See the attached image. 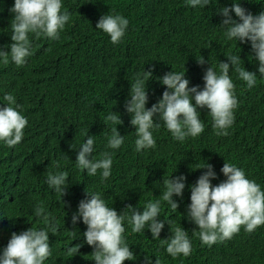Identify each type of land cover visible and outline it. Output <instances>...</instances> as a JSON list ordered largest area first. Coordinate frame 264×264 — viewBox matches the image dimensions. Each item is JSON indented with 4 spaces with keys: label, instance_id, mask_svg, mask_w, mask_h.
Wrapping results in <instances>:
<instances>
[{
    "label": "trees",
    "instance_id": "16d2710c",
    "mask_svg": "<svg viewBox=\"0 0 264 264\" xmlns=\"http://www.w3.org/2000/svg\"><path fill=\"white\" fill-rule=\"evenodd\" d=\"M231 2L239 0H209L203 9L188 7L185 0H62V8L71 15L57 39L33 38L30 34L31 55L24 65L0 61V96L11 93L27 117L17 145L8 148L0 143V248L12 232L45 227L33 216L34 205L39 202L54 218L57 229L48 236L50 256L43 264H94L92 248L83 243L86 226L79 218L75 225L70 222L85 191L99 193L117 214L127 213L125 206L139 211L146 202L159 199L162 180L168 175H183L182 195L173 197L176 211L161 201L157 219L166 223L158 239H166L169 230L180 226L191 242L189 255L169 256L164 251L166 245L151 239L147 229L133 233L125 221L122 236L135 259L122 264H145L147 257L150 264L155 259L157 264H264V224L252 232L241 226L231 239L207 246L201 244L193 233L195 226L184 216L189 186L204 171L192 169L203 162L215 173L212 185L224 179L219 171L224 160L242 168L245 176L264 190V80L258 77L256 85L245 87L230 67L237 99L233 123L226 135H216L211 117L201 108L204 131L185 140L192 139L194 146L173 140L161 123L152 131L155 146L137 152L134 127L124 111L129 85L142 71L151 72L145 84V108L160 98L164 86L158 78L170 70L184 69L188 86L202 87L208 65L197 64L200 56L217 70L216 62H226L229 54L238 55L241 66L256 74L257 62L247 41H227L219 26L222 17L217 9ZM11 5L12 0H0V50L5 52L11 42ZM240 6L255 15L264 8V0H240ZM105 13H119L128 19L117 44L95 29L99 16ZM109 111L118 114L121 123L116 129L125 137L122 145L112 150L111 172L101 183L99 170L89 176L76 168L75 150L85 134L93 135L91 158H99L109 129L115 126L104 119ZM53 161H59L60 170L67 173L69 185L61 198L44 182L46 173L54 170ZM76 244L81 245L77 252L73 248Z\"/></svg>",
    "mask_w": 264,
    "mask_h": 264
},
{
    "label": "clouds",
    "instance_id": "9594fccd",
    "mask_svg": "<svg viewBox=\"0 0 264 264\" xmlns=\"http://www.w3.org/2000/svg\"><path fill=\"white\" fill-rule=\"evenodd\" d=\"M209 0H185V5L191 8L203 9ZM222 17L219 26L224 29L227 41L234 40L240 44L245 41L250 45V51L257 62L256 74L241 66L238 55L229 54L226 62H216V69L200 56L197 64L207 63L203 71V86H188L183 72L168 71L158 78V83L164 86L160 98L148 106L146 81L151 72L142 71L135 76L129 85L128 98L124 102V111L129 114V124L134 127V149L139 152L155 146L152 135L154 129L163 127L180 144L194 146L188 137L195 138L204 131V123L200 119V109H206L211 117V128L219 136L226 135V130L233 123V110L237 106L234 95V84L229 75V68L237 79L245 83V87H253L257 78L264 80V8L253 15L237 3L217 9ZM11 23L9 27L10 43L7 51L0 50V61H11L16 66L26 63L31 55L30 39L44 36L50 40L58 38L70 13L62 8V0H12L9 8ZM233 16L236 19H233ZM128 19L119 13L101 14L95 24L109 38V42L117 44L125 34ZM252 58V57H251ZM0 143L8 148L17 145L27 124V117L20 111L21 106L15 97L5 92L0 96ZM114 127L109 129L103 151L98 159H92L94 136L86 135L75 150V166L89 176L97 175L103 183L110 175L112 165V150L118 149L124 142V137L117 132L116 126L121 123L118 114L111 111L104 117ZM91 154V155H90ZM65 158H67L65 156ZM68 159V158H67ZM53 171L45 175L47 187L58 193L60 198L67 187V173L61 169L59 161H53ZM204 169L193 185L189 186V203L184 213L185 219L195 227L193 233L198 235L201 244L211 246L214 242L231 239L243 226L244 231L252 232L264 224V190L255 181L245 176L244 170L223 160L220 173L224 179L215 185L210 181L215 179V173L210 164L203 162L194 169ZM183 175L172 176L162 180L163 192L160 198L146 202L139 211L136 207L125 206L127 213L119 214L105 203V199L97 192L85 191V198L77 204L71 214L70 222L75 225L77 219L86 226L82 233L83 243L92 248L91 261L94 264H122V261H133L135 257L124 242L123 222L131 226L133 233H150L151 239L159 240L166 245L164 251L171 257L188 256L191 242L188 233L180 226L169 230L166 239H158L162 227L166 223L158 220L161 201L166 202L169 209L176 211L177 201L185 187ZM33 216L37 222H43L45 227H28L23 231L12 232L6 245L0 248V264H43L50 256L48 236L57 231L54 218L44 210L39 202L34 205ZM168 225V224H167ZM198 230V231H197ZM75 236L77 232L69 231ZM79 234V233H78ZM81 235V234H79ZM80 244L73 246L75 251ZM145 264H150L148 257ZM154 264H157L155 259Z\"/></svg>",
    "mask_w": 264,
    "mask_h": 264
}]
</instances>
